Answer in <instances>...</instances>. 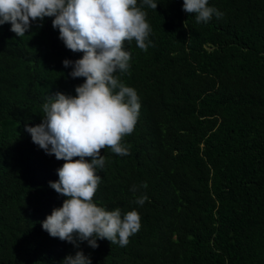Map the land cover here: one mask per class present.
I'll return each mask as SVG.
<instances>
[{
	"label": "trees",
	"instance_id": "1",
	"mask_svg": "<svg viewBox=\"0 0 264 264\" xmlns=\"http://www.w3.org/2000/svg\"><path fill=\"white\" fill-rule=\"evenodd\" d=\"M156 2L144 9L154 46L126 44L131 74L118 73L141 103L123 141L130 154L101 150L94 196L140 214L126 247L104 239L77 248L42 228L66 199L49 185L65 161L25 126L42 123L47 95H76L84 78L63 61L83 53L66 48L53 18L22 38L0 26V264H62L77 251L92 264H264V0H209L224 15L208 23L183 0Z\"/></svg>",
	"mask_w": 264,
	"mask_h": 264
},
{
	"label": "clouds",
	"instance_id": "2",
	"mask_svg": "<svg viewBox=\"0 0 264 264\" xmlns=\"http://www.w3.org/2000/svg\"><path fill=\"white\" fill-rule=\"evenodd\" d=\"M209 0H183V11L195 15L197 23H208L224 14L210 7ZM145 7L156 10V0H0V26L11 24V31L23 37L35 23L43 27L45 18H53L59 38L67 49L82 52L72 67V78H84L75 88L76 95L57 92L42 104V123L26 125L32 142L47 155L65 163L57 169L59 179L49 185L64 199L61 207L42 221V228L53 238L77 248L87 241L93 249L98 240L126 247L130 237L141 229L136 210L122 214L119 207L108 210L98 206L94 196L102 177L98 170L106 164L102 149L127 156L124 138L138 122L141 103L137 91L127 86L118 73H130L131 52L125 45L135 41L147 52L154 46L149 39L152 28ZM78 158V159H76ZM139 187L147 188V183ZM132 192L139 191L133 185ZM147 195L136 197L143 206ZM62 264H92L83 251L67 255Z\"/></svg>",
	"mask_w": 264,
	"mask_h": 264
}]
</instances>
